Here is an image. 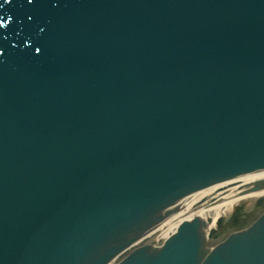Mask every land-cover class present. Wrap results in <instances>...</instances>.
Wrapping results in <instances>:
<instances>
[{"label": "water", "instance_id": "1", "mask_svg": "<svg viewBox=\"0 0 264 264\" xmlns=\"http://www.w3.org/2000/svg\"><path fill=\"white\" fill-rule=\"evenodd\" d=\"M0 17V264H106L264 170V0H0ZM255 204L243 229L195 216L113 264H264Z\"/></svg>", "mask_w": 264, "mask_h": 264}, {"label": "bare ground", "instance_id": "2", "mask_svg": "<svg viewBox=\"0 0 264 264\" xmlns=\"http://www.w3.org/2000/svg\"><path fill=\"white\" fill-rule=\"evenodd\" d=\"M258 184V185H257ZM264 197V171H256L234 177L228 180L220 181L213 185L205 193H203L192 205L181 211L175 216L169 217L166 221L150 236L128 247L118 255L114 256L106 264H113L123 255L134 250L135 248L145 244L153 239L152 248L158 247L162 240L173 233L182 221H189L193 217H197L205 225L204 233L208 230L228 232L227 222L229 217L236 209L243 208L241 203H245L247 207L252 206L257 200ZM245 206V205H244ZM258 217L256 212L253 219ZM219 221V227L216 221ZM247 223L237 226V229H243ZM227 231H226V230Z\"/></svg>", "mask_w": 264, "mask_h": 264}, {"label": "snow or ice", "instance_id": "3", "mask_svg": "<svg viewBox=\"0 0 264 264\" xmlns=\"http://www.w3.org/2000/svg\"><path fill=\"white\" fill-rule=\"evenodd\" d=\"M11 0H3V4H8L10 3ZM25 3H27L28 5H32L34 3V0H24ZM12 18L9 17L8 19H4L2 17H0V29H3L5 25L9 24V20H11ZM28 19L31 20L32 16L29 15ZM40 31L42 32L43 29H40ZM37 51H39V49H37Z\"/></svg>", "mask_w": 264, "mask_h": 264}, {"label": "rangeland", "instance_id": "4", "mask_svg": "<svg viewBox=\"0 0 264 264\" xmlns=\"http://www.w3.org/2000/svg\"><path fill=\"white\" fill-rule=\"evenodd\" d=\"M243 203H241V205H242Z\"/></svg>", "mask_w": 264, "mask_h": 264}]
</instances>
